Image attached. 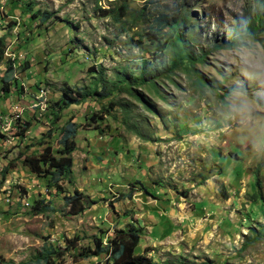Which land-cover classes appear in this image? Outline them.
I'll list each match as a JSON object with an SVG mask.
<instances>
[{"label":"rangeland","instance_id":"obj_1","mask_svg":"<svg viewBox=\"0 0 264 264\" xmlns=\"http://www.w3.org/2000/svg\"><path fill=\"white\" fill-rule=\"evenodd\" d=\"M3 4H9V45L0 93H9L0 95V114L30 126L15 134L14 125L12 145L0 126L2 258L108 264L105 253L79 260L72 253L132 221L145 230L137 251L162 264H264V0ZM123 4L125 12L101 9ZM177 11L193 60L171 67L174 51L166 44L173 28L159 31L155 17ZM247 17L256 29L236 32L237 20ZM8 61L14 69L5 83ZM66 86L101 94L90 92L55 120ZM39 89L44 110L31 106ZM71 118L80 124L74 162L58 191L23 157L43 150L58 156ZM4 177L29 207L5 202ZM76 192L80 198L64 199ZM35 199L45 201L42 212L33 210Z\"/></svg>","mask_w":264,"mask_h":264},{"label":"trees","instance_id":"obj_2","mask_svg":"<svg viewBox=\"0 0 264 264\" xmlns=\"http://www.w3.org/2000/svg\"><path fill=\"white\" fill-rule=\"evenodd\" d=\"M116 8V7H115ZM115 8H101L106 13L121 11L124 12L127 9L126 4L121 5L120 7ZM115 9V10H114ZM144 13V11H141ZM35 16V15H34ZM50 18V16H43V20ZM156 27L160 31L163 28L170 26L173 28V37L172 41H169L166 46H170L174 51V58L172 66H176L179 63H183L184 60H193L189 43L186 42V39L183 37L180 29L181 19L178 15V11L173 15H168L165 12H160L156 17ZM196 26L193 27L195 29ZM256 29L254 23L252 22L251 17L244 18L242 20H237L235 25V30L238 33H250ZM8 48L7 43V34L0 36V62L4 60L5 53ZM203 60L205 58L204 53L198 57ZM144 63V67H147ZM14 69L13 64L9 61L7 62L4 75H2V81L5 83L9 82V73ZM202 81L200 80L199 83ZM90 92L93 94H101L97 89H92V91L81 92L80 90L74 91L71 87L66 86L62 90V95L60 101L55 102V110L53 111V117L55 120L61 118V112L63 109L69 107L71 104H78L86 96L90 95ZM110 94V93H109ZM107 92L102 93L101 96H108ZM52 114V112H51ZM91 120L96 121L95 114L90 117ZM30 126L29 122H26V125L17 128L15 134H18L20 130L23 129V132L28 129ZM80 127V124L73 119H69L62 127L61 138L58 139V143L61 147H58L59 155L56 156L49 150H43L36 154L31 153L24 155L23 162L29 167V169L34 172L39 177H42L46 181L48 188L55 186L58 191H62V187L59 184V181L63 179L70 168L73 166V157L72 152L76 149L75 137L77 135V130ZM23 155V154H22ZM6 178V177H5ZM20 183V182H19ZM16 186V185H15ZM24 192V190H23ZM26 194V193H25ZM78 196H64V199L67 202H72L75 199L80 198V193ZM264 200V196L261 198ZM43 199H35V204L32 205L33 210L36 212H42L43 207H40V204H44ZM31 205V204H30ZM154 230V228H153ZM152 230V232H154ZM144 227L141 225H136L134 222H129L127 225L119 228H115L113 234L105 237L104 235L107 231H102L98 237L94 240V246L90 247H80L72 253V257L75 259H85L86 257H92L93 255H100L105 253L107 255L108 264H162L155 260L153 256L147 255L146 252H138L137 247L141 240L142 235H144ZM156 236V234L154 235ZM71 242V243H70ZM72 247H75L77 244L74 241H69ZM137 251V252H136ZM51 253H57L59 255L63 254L62 250L51 249ZM48 260V258H46Z\"/></svg>","mask_w":264,"mask_h":264},{"label":"built area","instance_id":"obj_3","mask_svg":"<svg viewBox=\"0 0 264 264\" xmlns=\"http://www.w3.org/2000/svg\"><path fill=\"white\" fill-rule=\"evenodd\" d=\"M44 94H45L44 90L39 89V93L32 100V101L35 100L31 105L33 108H40L41 110H44L47 107V104L43 101ZM14 118H15L14 116L9 118V114L8 115L0 114V126L6 129V132H8V135L6 134V137H4V142L6 145H12L14 143L13 140L15 139V135L13 134V127L16 124V123L13 124ZM2 170L4 169L0 168V171ZM0 178H1V173H0ZM3 180L4 181H3L1 191H4L5 202L8 204H11L12 202L13 204L15 202H19L20 205L22 202L23 207L25 208L29 207L30 203H24L22 200H20V193L18 191V188H14V185H5V177ZM15 193H17L16 196H15ZM0 264H12V263H9V261L5 260L4 258L0 256Z\"/></svg>","mask_w":264,"mask_h":264},{"label":"crops","instance_id":"obj_4","mask_svg":"<svg viewBox=\"0 0 264 264\" xmlns=\"http://www.w3.org/2000/svg\"><path fill=\"white\" fill-rule=\"evenodd\" d=\"M7 1V0H6ZM3 2V0H0V36L1 35H4V34H7V40H9V34H8V31H9V28L8 27H5L6 26V22L9 18V4L7 5H1V3ZM6 15V16H5ZM9 45V43H8ZM4 69V68H3ZM16 76V75H15ZM9 83V82H8ZM8 84H6L7 86ZM8 87V86H7ZM1 93H5V95L7 93H9V90H4L2 91ZM0 93V95H1ZM22 97V96H21ZM7 99V98H6ZM21 100V99H20ZM9 148V147H8ZM7 148V149H8ZM19 204V202H18ZM151 233L153 234V232L151 231Z\"/></svg>","mask_w":264,"mask_h":264},{"label":"clouds","instance_id":"obj_5","mask_svg":"<svg viewBox=\"0 0 264 264\" xmlns=\"http://www.w3.org/2000/svg\"><path fill=\"white\" fill-rule=\"evenodd\" d=\"M237 95H238V93H237ZM245 107H246V105L244 104L243 101H241L240 104L238 105V110L243 111L245 109Z\"/></svg>","mask_w":264,"mask_h":264}]
</instances>
